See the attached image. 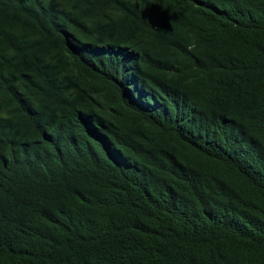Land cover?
<instances>
[{
	"label": "trees",
	"instance_id": "1",
	"mask_svg": "<svg viewBox=\"0 0 264 264\" xmlns=\"http://www.w3.org/2000/svg\"><path fill=\"white\" fill-rule=\"evenodd\" d=\"M0 264H264V0H0Z\"/></svg>",
	"mask_w": 264,
	"mask_h": 264
}]
</instances>
